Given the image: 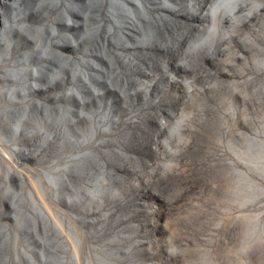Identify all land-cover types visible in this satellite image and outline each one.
<instances>
[{"label":"rangeland","instance_id":"rangeland-1","mask_svg":"<svg viewBox=\"0 0 264 264\" xmlns=\"http://www.w3.org/2000/svg\"><path fill=\"white\" fill-rule=\"evenodd\" d=\"M55 1L0 2V264H264V0Z\"/></svg>","mask_w":264,"mask_h":264},{"label":"bare ground","instance_id":"bare-ground-1","mask_svg":"<svg viewBox=\"0 0 264 264\" xmlns=\"http://www.w3.org/2000/svg\"><path fill=\"white\" fill-rule=\"evenodd\" d=\"M224 0H217V3L216 4H219L220 2H223ZM1 2V5L3 6H9L11 9H12V19L15 20L16 18V12L17 11H21L22 13H26L25 10L21 9V2L20 0H12L11 3H6L5 1H0ZM85 2V6L86 7H91V6H96L98 8V16L100 14L103 13L104 17H107V15H110L109 11H111L113 5L116 6L115 7V11L113 14H115L114 16H120L121 14H124L127 18V12L125 10L122 9V7H125V5H119L115 0H103V1H99V0H86L84 1ZM138 3V2H137ZM139 4V3H138ZM137 4V5H138ZM58 6L60 5V2L59 0H56L55 3H53V6ZM65 4H62V6H64ZM77 6H81L80 4H75V5H72V7H69V10H73V11H77ZM127 7V6H126ZM130 9V8H129ZM24 11V12H23ZM65 10H63V12L59 11L58 13H55L54 14V17H58V18H62L64 17L65 15ZM136 15H137V12L134 10L133 11ZM79 13V12H78ZM88 13V12H87ZM80 14V13H79ZM46 15V14H44ZM81 15V14H80ZM82 16V15H81ZM0 17H1V14H0ZM85 21H84V24L81 25V27L79 28V30H77L76 32L78 33L77 37L75 38V47L73 49H70V51H76L77 48H78V44L80 41H83V39H90V42H88V46L85 47V50L87 54L91 55V56H94V57H97L98 59H101V56L97 53H94V49H93V46L95 47L97 43H99V45H101V35L102 33L104 32V30H106L107 28V25L106 27L103 28V22H101V27L99 28L100 30L96 32V29H97V26L99 25V21H101L100 17L97 18V23L96 24H92V23H88L87 21V17L86 15H83L82 16ZM114 17V18H115ZM107 19V18H106ZM128 19V18H127ZM116 20V18H115ZM128 21V20H127ZM126 22V19L122 22H119V21H116V24L118 26H122L123 23ZM129 22V21H128ZM0 23H1V18H0ZM12 26H8V28H11ZM140 31V30H139ZM116 32V31H115ZM140 32H143V26H142V31ZM148 32V31H147ZM51 33L55 34L56 33V30L54 28L51 29ZM29 34L34 37V36H37L38 34L36 33H33V32H29ZM114 35H117V33H114L111 37H113ZM119 36V35H117ZM49 37L51 38L52 36L50 35L49 33ZM121 37V36H119ZM35 39V38H34ZM59 39V37L57 38ZM90 43V44H89ZM91 45V46H90ZM102 46V45H101ZM66 50H69V49H66ZM44 52H45V48H44ZM43 52V53H44ZM47 54L53 56V58H56L58 60H63V58H65V56L61 57V56H57L54 52L50 51V50H47L42 56H43V59L47 58ZM40 57V55L38 56ZM119 69V68H118ZM37 71V69H35ZM34 72V71H32ZM38 73V72H37ZM82 74V72L80 73ZM79 77H81L82 79V76L80 75ZM88 77V76H87ZM112 78L113 77H116L115 75L111 76ZM77 79V76L76 75H73L71 77V80L73 82L76 83V80ZM87 79V78H86ZM117 79V77H116ZM83 80V79H82ZM56 80L55 79H50L48 80L45 84L47 83H53L54 85L56 84L55 82ZM105 82V79L103 80ZM117 81H119V79H117ZM106 83V82H105ZM108 84V83H106ZM110 85V84H109ZM73 92H75V90H73ZM94 92V91H93ZM94 94V93H93ZM67 95H70V93L68 92ZM79 103H81V100L79 99L78 100ZM38 104L36 103V106H34V109L40 111V109L43 107L42 105L39 107L37 106ZM26 114H27V109L22 107V113L21 115H16L15 117H13L12 121H14L16 124H15V127L12 128V130L10 131V135H17L19 133L20 130H22L21 128V124L22 122L25 120V117H26ZM48 122H50L49 120H47ZM76 119H71L70 120V123H75ZM91 124H93V120L91 119ZM31 123V122H30ZM35 123L36 124V121H33L32 124ZM10 130V129H9ZM94 131V127L93 125H91V129H90V132L92 133Z\"/></svg>","mask_w":264,"mask_h":264},{"label":"water","instance_id":"water-1","mask_svg":"<svg viewBox=\"0 0 264 264\" xmlns=\"http://www.w3.org/2000/svg\"><path fill=\"white\" fill-rule=\"evenodd\" d=\"M161 41H165V40H159L157 43H160L161 45H165V43H167L166 41H165V43L164 44H162L161 43ZM73 68V66H70V68ZM118 84V83H117ZM91 87H92V89H101V86L100 85H98L95 81H92L91 80V85H90ZM118 87H120V85L118 84ZM133 87H135L134 85L132 86V88ZM122 89V87H120L119 88V90H121ZM65 92V89H63V88H61L60 90H57L56 91V94L57 95H59V96H61L60 97V99H59V101H58V103L57 104H60V105H62V106H64V108H67V107H69V105H70V107L72 108V109H74V110H78L77 109V104H75L76 102H77V98L76 97H73L72 99H70V101H69V103L67 102V101H65L64 100V97H63V93ZM54 94H55V92H53ZM82 96H81V98H82V100L83 101H85L87 104H89V105H92L94 108H96L97 107V105H98V103H105L106 101H107V99H105V100H101V99H96L93 95H92V90H85V91H83L82 92V94H81ZM73 104V105H72ZM74 112L73 113V117H74V115L75 114H77V112ZM94 111H86L85 113H87L88 115H93L94 113H93ZM30 129V128H29ZM85 129H87V130H84V131H88V128H85ZM68 136H71V138L72 139H79L80 137L79 136H77L76 135V133H75V131L74 130H72L71 128H69L68 130H66L61 136H59L58 138H56L55 140H53V141H47L46 140V138H41V139H38L37 141H34V142H30V141H28L26 138H23V137H19V138H17V139H26L28 142H29V145H34L35 143L38 145V151H41V150H47V146L48 145H50V144H53V143H57L58 144V146L60 147V148H69L70 149V145H68V143L66 142V137H68ZM17 139H15V140H17ZM9 141H14V140H9ZM40 146H43V147H40ZM64 146V147H63ZM70 151H73V150H70ZM51 173H45L44 175H43V177H44V180L45 179H48L49 177L51 178ZM55 184L57 185V188L60 190L59 192H60V194H61V191H62V189H65V188H67V187H70L71 186V184H73L72 182L70 183V185H68V186H64V185H62V183L60 182V180H57V181H55ZM59 198H60V196H59ZM5 200L4 201H8L9 202V204L11 203V201H10V199H9V197L7 196L6 198H4ZM22 222H26V223H30V224H32L31 222H29V221H22ZM33 226V225H32ZM42 231H43V233H44V235L46 236V234H45V232H44V230L42 229ZM47 237V236H46ZM49 238V237H48ZM49 240L52 242L53 241V239H51V238H49ZM0 245H2V251H3V249H4V244H3V242H2V240H1V243H0ZM2 254V253H1ZM52 264H58V262H53Z\"/></svg>","mask_w":264,"mask_h":264}]
</instances>
